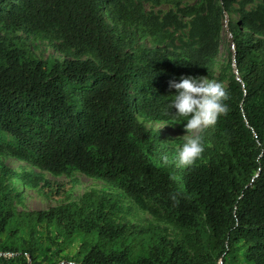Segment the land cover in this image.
I'll use <instances>...</instances> for the list:
<instances>
[{
	"label": "trees",
	"instance_id": "16d2710c",
	"mask_svg": "<svg viewBox=\"0 0 264 264\" xmlns=\"http://www.w3.org/2000/svg\"><path fill=\"white\" fill-rule=\"evenodd\" d=\"M228 15L243 77L225 88L227 114L199 134L200 158L179 166L185 139L173 142L145 122L186 131L190 117L169 108V81L214 80ZM31 38L65 59H36ZM4 155L55 176L103 181L195 234L173 242L159 226L117 224L111 196L16 211L5 178L55 202L75 181L0 161V264H43L44 236L56 258L78 245L66 264H264V0H0Z\"/></svg>",
	"mask_w": 264,
	"mask_h": 264
},
{
	"label": "rangeland",
	"instance_id": "374dc122",
	"mask_svg": "<svg viewBox=\"0 0 264 264\" xmlns=\"http://www.w3.org/2000/svg\"><path fill=\"white\" fill-rule=\"evenodd\" d=\"M162 10L167 12L168 7H163ZM231 18L236 20V17L234 15H228L226 17L222 33L220 54L214 70V81H221L224 88H227L232 77H243L236 64V49L234 46V39L228 29V23ZM29 44L32 46L36 59L38 60L45 61L50 57L58 58L60 60L65 59V56L55 50L53 44H51L48 40L31 38L29 40ZM200 76L209 78L205 75ZM145 125L147 127H154L155 129L160 130L164 136L172 139L173 142L180 138L185 139L184 135H186V131L180 129V127L177 125H171L167 123L158 124L147 121L145 122ZM203 130L196 134H200ZM0 161L18 173L34 170L41 173L48 180L58 182L75 181L74 189L69 195L68 199H65L61 202H55L46 199L43 193L37 189L26 188L22 185V183L14 180L13 178H5L3 180L4 184H9L11 188L15 189L13 207L16 211H48L52 208H58L68 204L82 206L83 204H89L92 201V196H111L113 198V201L119 208L118 211L114 214V221L117 224H134L143 228L159 226L163 230L165 236H167L173 242L183 241L185 240L186 235L195 234L193 230H183L182 228H180V226L176 222L169 220L163 212H160L159 218H156L148 211L141 210L123 192L107 185L103 181L89 178L84 174H81L80 172H74L72 173V176H55L49 172L40 171L30 166L29 164L20 162L8 155L2 156L0 158ZM18 193L22 194L21 199H18L16 197ZM149 205L156 207L151 202L149 203ZM45 238V236L42 238L44 243L43 251H46V254L44 255L48 256V258L46 260L44 259L43 264H66L67 261L65 260V257L68 255H73L76 252L78 246L77 244L65 249L61 257L56 258L55 256H53L54 252L48 250L50 248V245L47 241H45ZM226 264L250 263L244 259H239L237 263H234L230 258H228Z\"/></svg>",
	"mask_w": 264,
	"mask_h": 264
},
{
	"label": "clouds",
	"instance_id": "9594fccd",
	"mask_svg": "<svg viewBox=\"0 0 264 264\" xmlns=\"http://www.w3.org/2000/svg\"><path fill=\"white\" fill-rule=\"evenodd\" d=\"M175 89L169 108L175 109V116L190 117L185 124L186 135L176 162L179 166L193 165L205 150L201 130L214 126L219 117L226 115L228 93L222 83L202 76L181 77L179 82L169 81Z\"/></svg>",
	"mask_w": 264,
	"mask_h": 264
}]
</instances>
